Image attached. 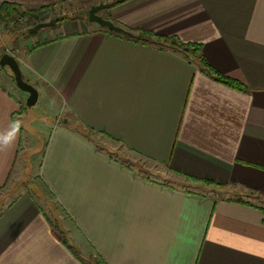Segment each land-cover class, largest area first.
<instances>
[{"label":"crops","instance_id":"obj_1","mask_svg":"<svg viewBox=\"0 0 264 264\" xmlns=\"http://www.w3.org/2000/svg\"><path fill=\"white\" fill-rule=\"evenodd\" d=\"M5 2L48 19L72 0ZM99 3L202 50L65 15L12 43L49 116L0 67V133L30 126L0 151V264H264V0Z\"/></svg>","mask_w":264,"mask_h":264},{"label":"rangeland","instance_id":"obj_2","mask_svg":"<svg viewBox=\"0 0 264 264\" xmlns=\"http://www.w3.org/2000/svg\"><path fill=\"white\" fill-rule=\"evenodd\" d=\"M99 1L101 0H72L71 3L66 2L64 4H61L60 7L57 10H52L50 13H48V15L50 14V16L48 17V19H44V18H40L38 16H34L32 14H28L26 15L24 18L20 17L18 18V15H14L11 19H9L8 21H1L0 20V26L2 27V39L0 40V54L2 55L3 53H5L6 51L4 49H8L10 54L15 56V50L14 44L17 42V40L21 37V35H24L23 33L27 32V29L29 27H32L33 25L39 23V22H43L45 20L50 21L52 19H61L63 18V16H70L73 18L76 17H81L83 19H88V11L91 8V6L93 5H97L99 4ZM45 9V8H44ZM22 10V9H21ZM43 10V9H40ZM14 42V44L12 45V43ZM5 69V68H4ZM7 76H9V78L14 80L13 76H12V72L9 68L5 69ZM15 91H20L25 93L24 91H22L21 89H19L17 87V85L13 84ZM22 108L23 110L26 111V115L28 117H30L31 120L35 119V116H39V115H46L49 116V112L47 109H43V104L42 102H38L37 105H34L33 107L28 108L26 106V100L25 102L22 104ZM27 108V109H26ZM17 120H21L23 122V135L24 138H26L27 134H28V129H30V126L28 124V122L23 121V119L20 117V115H17ZM43 143V141H42ZM118 149H119V145H118ZM118 149H116V154L122 155L123 153L122 151H119ZM41 156V154L38 155V157ZM26 157H29L28 154L26 155ZM24 174L23 177H21L19 180H17V184L19 185V187L21 186H27L28 187V181L30 178V165L29 163H27V160L24 163ZM140 168H143V164H141V166H138ZM15 177V175H14ZM29 188L33 189V185H30ZM50 208V207H49ZM46 207L49 215L51 218H54L53 213L51 208L49 209ZM64 235V234H63Z\"/></svg>","mask_w":264,"mask_h":264},{"label":"water","instance_id":"obj_3","mask_svg":"<svg viewBox=\"0 0 264 264\" xmlns=\"http://www.w3.org/2000/svg\"><path fill=\"white\" fill-rule=\"evenodd\" d=\"M108 7L107 3H99L97 5L91 6L88 11V20L91 22H97L104 27H108L112 31L124 33L126 35L130 34L129 31L125 30L120 25L115 24L112 20L104 18L99 14L100 10ZM58 22V18L52 19L50 21L39 22L32 27L28 28V32L30 34L36 33L42 28L49 27ZM0 67L9 68L12 72V76L14 81L19 89L28 93V97L26 99V106L28 108L33 107L37 104L39 98L38 90L29 82H27L21 71L20 65L16 57L9 52H5L0 57Z\"/></svg>","mask_w":264,"mask_h":264},{"label":"trees","instance_id":"obj_4","mask_svg":"<svg viewBox=\"0 0 264 264\" xmlns=\"http://www.w3.org/2000/svg\"><path fill=\"white\" fill-rule=\"evenodd\" d=\"M46 8V7H42ZM28 14H33L32 11L28 10H21V8L14 3H3L0 6V20L1 21H8L11 19L14 15H18V18L22 17L24 18ZM61 21L67 20L65 17L60 19ZM123 27L125 30L129 31L130 34L128 36L136 37L138 39H145V40H162L172 46L178 47L181 50H183L187 54H198L202 50V46L200 44H195V43H183L180 39L177 37H159L153 32L146 31L144 29H133L126 27L124 25H120ZM23 34H28V29L27 32ZM201 64L204 67V69L208 70L212 75L216 77L217 80L222 81L224 83H227L234 88L238 89H243V85L238 82L237 80L227 77L225 75L220 74L217 72L215 69H213L203 58V56H200ZM6 69V68H5Z\"/></svg>","mask_w":264,"mask_h":264},{"label":"clouds","instance_id":"obj_5","mask_svg":"<svg viewBox=\"0 0 264 264\" xmlns=\"http://www.w3.org/2000/svg\"><path fill=\"white\" fill-rule=\"evenodd\" d=\"M22 126L23 122L21 120H14L10 122L7 131L0 133V151H7L14 146Z\"/></svg>","mask_w":264,"mask_h":264},{"label":"built area","instance_id":"obj_6","mask_svg":"<svg viewBox=\"0 0 264 264\" xmlns=\"http://www.w3.org/2000/svg\"><path fill=\"white\" fill-rule=\"evenodd\" d=\"M2 32H3V31H2V27L0 26V40L2 39ZM4 50H5L6 52L9 51L7 48L4 49Z\"/></svg>","mask_w":264,"mask_h":264}]
</instances>
